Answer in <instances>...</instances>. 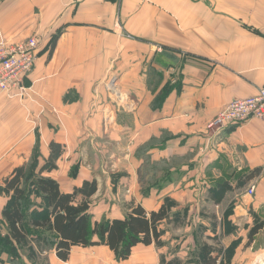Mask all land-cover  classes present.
I'll return each instance as SVG.
<instances>
[{
  "label": "crops",
  "instance_id": "1",
  "mask_svg": "<svg viewBox=\"0 0 264 264\" xmlns=\"http://www.w3.org/2000/svg\"><path fill=\"white\" fill-rule=\"evenodd\" d=\"M263 34L264 0H0V43L45 42L24 97H0V187L34 158L42 166L55 141L65 151L45 176L65 194L96 181L95 221L176 204L161 244L138 245L126 261L94 246L67 262L50 251L47 264H204L199 246L220 253L236 241L231 264H264V229L248 243L264 222V121L207 128L264 88ZM113 78L134 110L113 102ZM8 200L0 193V222Z\"/></svg>",
  "mask_w": 264,
  "mask_h": 264
},
{
  "label": "trees",
  "instance_id": "2",
  "mask_svg": "<svg viewBox=\"0 0 264 264\" xmlns=\"http://www.w3.org/2000/svg\"><path fill=\"white\" fill-rule=\"evenodd\" d=\"M57 37L48 43L53 51ZM167 91L162 93L163 101ZM50 153L42 166L34 158L16 168L0 187L8 197L0 222V264H35L33 248L25 259L23 251L29 242H38L47 251H54L59 260L67 262L74 248L106 246L119 261H126L138 245H160L164 231L160 226L171 219L175 202L167 200L156 212L147 213L136 206L122 219L104 218L95 221L90 199L97 193L96 181H86L73 193L65 194L59 183L45 174L57 170V162L64 154V146L52 141ZM149 149L146 148L145 151ZM151 159L146 160V175L152 170ZM255 170L250 179L259 176ZM228 210L225 217H229ZM178 214L173 217L178 222ZM264 229V222L255 223L248 236V243ZM239 241L218 253L209 245H201L198 255L204 264H231ZM214 253H218L213 257ZM6 257V259H4ZM222 257V259H221ZM221 259V260H220Z\"/></svg>",
  "mask_w": 264,
  "mask_h": 264
},
{
  "label": "built area",
  "instance_id": "3",
  "mask_svg": "<svg viewBox=\"0 0 264 264\" xmlns=\"http://www.w3.org/2000/svg\"><path fill=\"white\" fill-rule=\"evenodd\" d=\"M44 43L43 37L40 36H33L16 45L0 43V97L23 95L24 78L34 70ZM105 87L115 104L119 102L122 106H127V109L134 110V103L129 101V97L122 95L115 78L109 80ZM16 91L20 93L15 94ZM254 119L264 121V88L254 97L237 99L227 104L207 128L211 132H216L229 125H240ZM105 122L108 126L113 122L112 110L106 108ZM255 190L256 187L253 185L248 193L253 195Z\"/></svg>",
  "mask_w": 264,
  "mask_h": 264
},
{
  "label": "rangeland",
  "instance_id": "4",
  "mask_svg": "<svg viewBox=\"0 0 264 264\" xmlns=\"http://www.w3.org/2000/svg\"><path fill=\"white\" fill-rule=\"evenodd\" d=\"M24 91V89H23ZM8 96V95H7ZM24 97V95H23ZM129 97V96H128ZM8 98H11L12 99V95L11 96H8ZM129 101H133L130 97H129ZM104 120H105V117H104ZM118 175V174H116ZM115 175V176H116ZM120 176V175H119ZM120 179V178H118ZM120 208H125L128 210L129 208L131 209L132 207H134V205H128V204H120L118 205ZM175 209V208H174ZM99 217V216H98ZM175 222V221H174ZM176 223V222H175ZM33 248V252L35 254V259H34V262L35 264H47V260H48V253L50 251H47L44 246L36 241L34 242H29V244H27L26 248L21 251L22 255L24 256V258L26 259L28 257V254H30V250Z\"/></svg>",
  "mask_w": 264,
  "mask_h": 264
}]
</instances>
